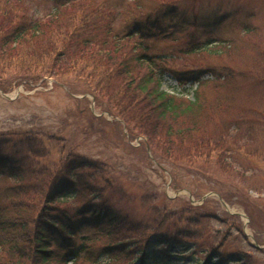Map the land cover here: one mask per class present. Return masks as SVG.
Listing matches in <instances>:
<instances>
[{"label":"trees","instance_id":"trees-1","mask_svg":"<svg viewBox=\"0 0 264 264\" xmlns=\"http://www.w3.org/2000/svg\"><path fill=\"white\" fill-rule=\"evenodd\" d=\"M48 1L54 5L45 16L33 12L37 0L0 2V88L4 92L11 85L3 80L6 71L16 82L26 84L75 74L83 78L101 112L115 119L108 124L125 130L128 140L142 137L160 165L214 169L219 174L236 165L237 159L230 163L222 158V153L231 152L227 146L233 148L228 145L233 144L228 141L232 137L209 129L211 107H205L198 89L193 100L185 97L187 90L164 91L161 72L167 70L166 59L151 56L140 43L127 44L134 37L149 41L190 26L220 28L227 18H234L233 12L222 15L218 8L207 17L208 8L203 9L200 0H187V4L129 0L136 15L123 14L127 8L119 12L110 3L72 14L67 7L75 0ZM58 22L67 23V31H53ZM225 42L210 38L195 43L190 52ZM203 71L173 73L186 85L199 82L197 72ZM41 140L38 134L31 139L20 133L0 135V178L13 182L0 194V264H172L173 260L254 264L231 247L234 240L213 234L208 223L218 217L206 204L183 201L174 210L168 207L173 201L165 195L157 200L162 207L153 205L149 196L144 204L150 205V216L142 220L137 210L122 205L127 189L118 198L117 181L106 164L69 154L55 166L46 165ZM140 152L151 164L147 153ZM241 171L246 173L244 166ZM261 204L258 211L248 202L241 204L253 228L258 214L264 213V201ZM100 236L111 239L94 248L92 242Z\"/></svg>","mask_w":264,"mask_h":264},{"label":"rangeland","instance_id":"rangeland-1","mask_svg":"<svg viewBox=\"0 0 264 264\" xmlns=\"http://www.w3.org/2000/svg\"><path fill=\"white\" fill-rule=\"evenodd\" d=\"M200 1L203 9L208 8L207 17L213 9L220 8L222 15L233 12L234 18H227L216 29L190 26L149 41L134 37L127 44L140 43L151 56L166 59L164 67L168 71L161 72L164 91L183 93L186 89L188 98L193 100L198 88L205 107H211L209 129L232 137L228 141L233 144L228 145L233 148L227 146L231 152L222 153V158L230 163L237 159L235 166L219 174L214 169L186 170L166 163L160 165L155 160L147 164L140 152L147 153L144 140H128L125 130L108 124L112 123L109 118L99 120L101 108L95 105L93 94L86 91L83 78L75 74L27 84L16 82L7 71L2 74L3 80L11 85L6 92L0 88V135L20 133L31 139L38 134L46 149V157L42 159L46 165L55 166L69 154L106 164L117 181L114 183L118 198L119 192L127 189L122 205L137 210L142 220L150 216L145 197H153L152 204L162 207V201L157 200L163 194L173 201L168 207L174 210L190 199L191 205L206 204L218 217L208 223L213 234L221 240L226 237L228 241L234 240L231 247L245 254L248 261L264 264V213L258 214L253 228L242 206L248 202L258 211L264 201V0ZM37 3L33 12L38 16L47 15L54 5L48 0ZM108 3L119 12L127 8L123 14L136 15L135 5L129 0H75L67 9L68 13L77 14V10L102 9ZM188 5L192 7L190 1ZM66 25L58 22L53 31H67ZM217 37L226 42L210 48L212 51L199 47L201 51L190 52L195 43ZM209 68L218 75L208 71ZM185 70H204L197 72L200 84L181 85L173 72ZM124 143L141 150L130 151ZM243 166L246 173L241 171ZM12 184L11 180L0 178V194ZM88 234L91 238L95 236L93 231ZM109 239L100 236L92 245L96 248ZM172 264L188 262L173 260Z\"/></svg>","mask_w":264,"mask_h":264}]
</instances>
